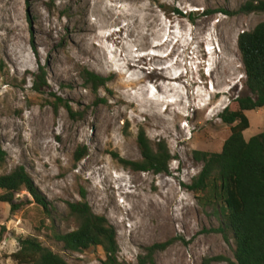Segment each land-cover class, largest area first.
Wrapping results in <instances>:
<instances>
[{"label":"rangeland","instance_id":"374dc122","mask_svg":"<svg viewBox=\"0 0 264 264\" xmlns=\"http://www.w3.org/2000/svg\"><path fill=\"white\" fill-rule=\"evenodd\" d=\"M246 1L0 0V143L7 152L0 175L24 166L54 207L47 218L26 191L17 197L32 204L16 213L0 201V264H17L10 255L28 236L71 264H102L101 248L70 253L53 238V231L77 227L67 202L82 200L83 190L93 211L116 227L126 264H137L146 246L173 237L177 241L155 255L156 264L234 258L223 235L211 232L218 220L185 185L203 166L194 151L220 152L231 134L220 114L249 94L238 36L264 21L259 13L206 11L238 10ZM208 38L217 51L203 68ZM40 65L50 86L45 93L33 89ZM83 67L109 79L98 94L85 88ZM211 81L217 91H207ZM50 92L82 119L63 107L56 111ZM246 114L249 140L264 130V107ZM141 129L152 143L167 142L174 157L168 173L133 171L113 157L140 159ZM83 146L87 153L77 162Z\"/></svg>","mask_w":264,"mask_h":264},{"label":"trees","instance_id":"16d2710c","mask_svg":"<svg viewBox=\"0 0 264 264\" xmlns=\"http://www.w3.org/2000/svg\"><path fill=\"white\" fill-rule=\"evenodd\" d=\"M178 11V10H176ZM179 12V11H178ZM222 12L229 16L237 14H264V0H248L238 10H207L206 14ZM192 13L190 14V16ZM237 46L242 56L246 74L248 95L237 97L220 114L222 121L230 126L231 134L225 140L220 152L194 151V159L203 164L190 184L185 187L197 196L198 202L211 210L219 226L211 232L220 233L233 248L234 258L214 256L205 259V264L225 261L228 264H264V130L249 140L244 131L250 127L247 111L264 107V21L252 30L238 36ZM80 76L86 89L98 94L108 83V78L87 67L80 70ZM33 89L45 93L50 89L47 71L40 65ZM54 109L65 108L75 120L83 113L74 108L62 97L53 92ZM106 102L105 99H100ZM141 158L131 160L113 152V157L125 168L137 172L168 173L170 162L174 158L167 142L160 139L152 143L141 129L137 137ZM88 148L79 147L74 155L75 161H81ZM7 159V152L0 143V164ZM23 191L33 197L47 218H51L54 207L41 194L33 178L22 165L0 175V201L8 203L11 212L16 213L32 204L22 200ZM82 200L67 202L69 215L77 222V227L66 233L53 231L55 242L61 243L63 250L81 253L92 248H101L104 258L102 264H126L120 258V245L116 227L107 216L95 213L83 190ZM177 237L146 246L137 258V264H156L155 255L165 251L177 241ZM2 235H0V244ZM17 264H71L67 259L45 246L35 236L20 239L19 249L10 255Z\"/></svg>","mask_w":264,"mask_h":264},{"label":"built area","instance_id":"2783aa9c","mask_svg":"<svg viewBox=\"0 0 264 264\" xmlns=\"http://www.w3.org/2000/svg\"><path fill=\"white\" fill-rule=\"evenodd\" d=\"M210 39L211 38H208L207 40L209 41V45H205L204 46V54L206 55V61H202V60H205V56H201V63L203 64V68H204V66L206 65V66H208V62L213 58L212 57V54H210L214 49L217 51V46L215 45V42H210ZM208 41H206V43H208ZM211 45V46H210ZM195 63V62H194ZM200 65V64H199ZM199 65H197V66H199ZM201 70V68L199 69V71ZM210 73L211 72H209V73H206L208 76L210 75ZM202 82V81H201ZM203 83V82H202ZM207 91L208 92H213V91H217V89L215 88V84L211 81L210 83H209V86H208V89H207ZM199 92V91H198ZM209 96V95H208ZM208 99H210V96H209V98Z\"/></svg>","mask_w":264,"mask_h":264},{"label":"clouds","instance_id":"9594fccd","mask_svg":"<svg viewBox=\"0 0 264 264\" xmlns=\"http://www.w3.org/2000/svg\"><path fill=\"white\" fill-rule=\"evenodd\" d=\"M245 76H246V74H245Z\"/></svg>","mask_w":264,"mask_h":264}]
</instances>
